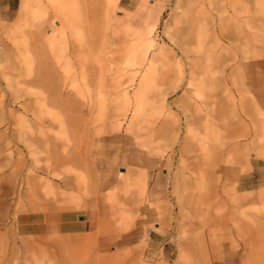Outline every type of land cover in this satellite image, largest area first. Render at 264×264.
<instances>
[{
  "label": "rangeland",
  "instance_id": "rangeland-1",
  "mask_svg": "<svg viewBox=\"0 0 264 264\" xmlns=\"http://www.w3.org/2000/svg\"><path fill=\"white\" fill-rule=\"evenodd\" d=\"M0 264H264V0H0Z\"/></svg>",
  "mask_w": 264,
  "mask_h": 264
},
{
  "label": "crops",
  "instance_id": "crops-1",
  "mask_svg": "<svg viewBox=\"0 0 264 264\" xmlns=\"http://www.w3.org/2000/svg\"><path fill=\"white\" fill-rule=\"evenodd\" d=\"M158 190V189H157ZM160 191V190H158ZM42 222L41 224H43ZM39 222L31 221L30 214L25 213L19 217L18 227L23 234H30L39 230L41 225ZM46 225V224H45ZM59 231L63 233H80L87 229V225L83 223V218L77 216L73 219L70 212H62L59 218Z\"/></svg>",
  "mask_w": 264,
  "mask_h": 264
},
{
  "label": "bare ground",
  "instance_id": "bare-ground-1",
  "mask_svg": "<svg viewBox=\"0 0 264 264\" xmlns=\"http://www.w3.org/2000/svg\"><path fill=\"white\" fill-rule=\"evenodd\" d=\"M23 13H24V14H23L22 16L25 17L26 14H27V10H26V9L24 10V8H23ZM63 183L65 184V182H63ZM184 197H185V196H184ZM72 208H75V207H72ZM72 210H73V209H72ZM111 237H112V236H111Z\"/></svg>",
  "mask_w": 264,
  "mask_h": 264
}]
</instances>
